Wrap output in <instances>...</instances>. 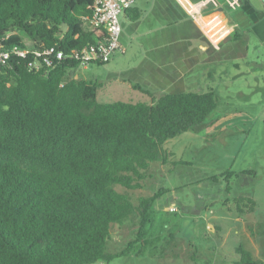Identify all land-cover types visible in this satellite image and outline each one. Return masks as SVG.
<instances>
[{"label":"trees","instance_id":"obj_1","mask_svg":"<svg viewBox=\"0 0 264 264\" xmlns=\"http://www.w3.org/2000/svg\"><path fill=\"white\" fill-rule=\"evenodd\" d=\"M96 1L0 0V52L9 53L0 65V264L110 262L129 255L136 242L145 245L143 230L160 192L134 203L115 186L140 189L149 164L165 165L173 156L163 148L167 140L213 123L211 88L103 103L99 83L75 79L72 70L81 65L74 59L30 67L36 52L70 55L102 44L104 34L87 26ZM138 18L136 12L130 20ZM25 50V57L13 54ZM254 208L251 198L234 201L238 214ZM132 218L139 221L137 239L108 254L111 227ZM235 253V264H260L241 246Z\"/></svg>","mask_w":264,"mask_h":264},{"label":"rangeland","instance_id":"obj_2","mask_svg":"<svg viewBox=\"0 0 264 264\" xmlns=\"http://www.w3.org/2000/svg\"><path fill=\"white\" fill-rule=\"evenodd\" d=\"M18 34L31 43L24 33ZM174 48L187 49L184 44ZM233 50L226 45L205 56L188 48L191 59L174 57V64L163 62L155 53L145 54L141 65H152L156 59L158 71L162 68L171 74L168 77H180L169 87L156 77L141 76L136 65L139 52L124 60L114 59L121 55L116 53L105 65L72 70L79 80L101 85L97 98L103 103L148 102V96L130 88V84H141V77L142 86L150 82L155 98L210 88L216 96L217 106L207 118L212 125L167 140L163 148L173 156L165 165L150 163L140 189L115 186L134 203L139 197L160 195L152 205V222L143 230V240L149 242H136L129 255L105 264H235L238 246L264 264V54L238 59ZM239 197L255 202L251 213L235 211ZM138 230L139 221L134 218L122 226L113 225L106 252L124 251L137 239Z\"/></svg>","mask_w":264,"mask_h":264},{"label":"crops","instance_id":"obj_3","mask_svg":"<svg viewBox=\"0 0 264 264\" xmlns=\"http://www.w3.org/2000/svg\"><path fill=\"white\" fill-rule=\"evenodd\" d=\"M136 12L139 18L132 22L130 17ZM119 23V43L123 52L114 59L124 60L139 52L141 57L136 65L141 76L156 77L162 85L167 84L165 87L175 85L180 77H168L171 74L162 68L158 71L156 59L152 65H141L145 54L155 53L169 64H174V57L190 60L188 48L209 56V52H219L227 45L234 49L238 59L264 54V3L261 0H135L133 7L119 16ZM180 44L187 49H178V52L174 47ZM143 78L141 84L129 82L130 88L135 90L131 85H140L149 95L135 91L148 96V102L157 99L148 87L150 82L142 86Z\"/></svg>","mask_w":264,"mask_h":264},{"label":"built area","instance_id":"obj_4","mask_svg":"<svg viewBox=\"0 0 264 264\" xmlns=\"http://www.w3.org/2000/svg\"><path fill=\"white\" fill-rule=\"evenodd\" d=\"M134 4L135 0H97L96 7L87 26L91 31L104 34V42L102 44L84 47L80 51L71 53L70 55H64V53L55 51L53 48L43 50L42 52H36L34 53L35 59L32 64H30V67L39 69L42 65L44 67L50 66L53 61L74 59L85 69L90 64L106 63L110 61L114 54L123 52L119 43L121 34L119 16L125 10L133 7ZM27 53L28 50L13 51V54L19 57H25ZM8 58V52H0V65L6 66ZM38 59H41V61ZM173 210L174 209L171 208L169 211ZM101 264L105 263L102 262Z\"/></svg>","mask_w":264,"mask_h":264},{"label":"water","instance_id":"obj_5","mask_svg":"<svg viewBox=\"0 0 264 264\" xmlns=\"http://www.w3.org/2000/svg\"><path fill=\"white\" fill-rule=\"evenodd\" d=\"M263 3H264V0H261ZM77 77H75V79H76Z\"/></svg>","mask_w":264,"mask_h":264}]
</instances>
